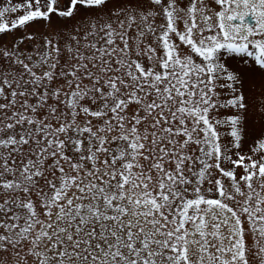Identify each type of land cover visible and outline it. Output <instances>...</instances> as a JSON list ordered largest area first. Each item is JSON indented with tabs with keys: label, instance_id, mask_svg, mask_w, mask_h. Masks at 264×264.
I'll return each instance as SVG.
<instances>
[{
	"label": "snow or ice",
	"instance_id": "snow-or-ice-1",
	"mask_svg": "<svg viewBox=\"0 0 264 264\" xmlns=\"http://www.w3.org/2000/svg\"><path fill=\"white\" fill-rule=\"evenodd\" d=\"M0 264H264V0H0Z\"/></svg>",
	"mask_w": 264,
	"mask_h": 264
},
{
	"label": "flooded vegetation",
	"instance_id": "flooded-vegetation-1",
	"mask_svg": "<svg viewBox=\"0 0 264 264\" xmlns=\"http://www.w3.org/2000/svg\"><path fill=\"white\" fill-rule=\"evenodd\" d=\"M249 17H250V16H249ZM249 17H246V20H247L249 23H250V22H251V23H252V22L254 23V21L251 20V17H250V18H249Z\"/></svg>",
	"mask_w": 264,
	"mask_h": 264
},
{
	"label": "rangeland",
	"instance_id": "rangeland-1",
	"mask_svg": "<svg viewBox=\"0 0 264 264\" xmlns=\"http://www.w3.org/2000/svg\"><path fill=\"white\" fill-rule=\"evenodd\" d=\"M217 10H218V8H217ZM235 22V21H234Z\"/></svg>",
	"mask_w": 264,
	"mask_h": 264
}]
</instances>
